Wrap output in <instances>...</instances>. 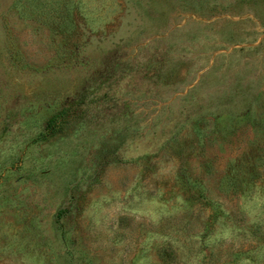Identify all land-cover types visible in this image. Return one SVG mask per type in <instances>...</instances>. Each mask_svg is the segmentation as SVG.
I'll use <instances>...</instances> for the list:
<instances>
[{
    "label": "rangeland",
    "instance_id": "obj_1",
    "mask_svg": "<svg viewBox=\"0 0 264 264\" xmlns=\"http://www.w3.org/2000/svg\"><path fill=\"white\" fill-rule=\"evenodd\" d=\"M264 0H0V264H264Z\"/></svg>",
    "mask_w": 264,
    "mask_h": 264
},
{
    "label": "trees",
    "instance_id": "obj_2",
    "mask_svg": "<svg viewBox=\"0 0 264 264\" xmlns=\"http://www.w3.org/2000/svg\"><path fill=\"white\" fill-rule=\"evenodd\" d=\"M262 250H263L262 253H264V244H263V248H262ZM254 264H259V263H254Z\"/></svg>",
    "mask_w": 264,
    "mask_h": 264
}]
</instances>
